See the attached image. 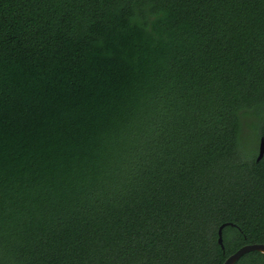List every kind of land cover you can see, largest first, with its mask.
I'll use <instances>...</instances> for the list:
<instances>
[{"label":"trees","instance_id":"trees-1","mask_svg":"<svg viewBox=\"0 0 264 264\" xmlns=\"http://www.w3.org/2000/svg\"><path fill=\"white\" fill-rule=\"evenodd\" d=\"M247 116L264 137V0H0V264L264 245Z\"/></svg>","mask_w":264,"mask_h":264},{"label":"water","instance_id":"water-1","mask_svg":"<svg viewBox=\"0 0 264 264\" xmlns=\"http://www.w3.org/2000/svg\"><path fill=\"white\" fill-rule=\"evenodd\" d=\"M263 157H264V139H262L261 141L260 154H259L258 160L260 161ZM228 226L229 224H224L219 228V231H218V235H219L218 243L222 249H224L223 232H224V229ZM252 252H259L261 254H264V245L263 244L246 245L242 247L241 249H239L236 253L231 255L225 261L224 264H236L242 257Z\"/></svg>","mask_w":264,"mask_h":264},{"label":"rangeland","instance_id":"rangeland-1","mask_svg":"<svg viewBox=\"0 0 264 264\" xmlns=\"http://www.w3.org/2000/svg\"><path fill=\"white\" fill-rule=\"evenodd\" d=\"M258 122L257 118L255 117H244L243 119V133H242V139L244 141L243 144V151L251 153V155H255V152L257 150L258 142L254 134V127L255 124ZM245 154V153H244ZM246 155V154H245Z\"/></svg>","mask_w":264,"mask_h":264},{"label":"flooded vegetation","instance_id":"flooded-vegetation-1","mask_svg":"<svg viewBox=\"0 0 264 264\" xmlns=\"http://www.w3.org/2000/svg\"><path fill=\"white\" fill-rule=\"evenodd\" d=\"M255 137H256L257 142H258V146H257V150H256V152H255V155L253 156V155H251V153L249 152V156H246V155L244 154L245 152H243V156L246 157V158L249 157V160L254 159L256 163H261L262 161L264 162V157H263L260 161L258 160V158H259V154H260L261 141H262V139H264V137H263V136H260V139H258L257 135H255ZM244 141H245V139H244V140L242 139V149L244 148V147H243Z\"/></svg>","mask_w":264,"mask_h":264}]
</instances>
